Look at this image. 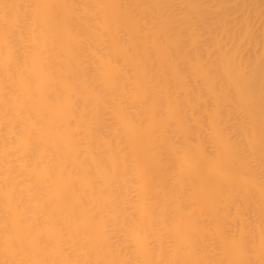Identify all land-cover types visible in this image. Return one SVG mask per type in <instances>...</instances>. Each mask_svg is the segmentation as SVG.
Returning <instances> with one entry per match:
<instances>
[{"label":"bare ground","instance_id":"1","mask_svg":"<svg viewBox=\"0 0 264 264\" xmlns=\"http://www.w3.org/2000/svg\"><path fill=\"white\" fill-rule=\"evenodd\" d=\"M0 264H264V0H0Z\"/></svg>","mask_w":264,"mask_h":264}]
</instances>
